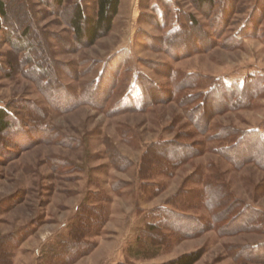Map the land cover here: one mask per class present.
<instances>
[{
	"label": "rangeland",
	"instance_id": "rangeland-1",
	"mask_svg": "<svg viewBox=\"0 0 264 264\" xmlns=\"http://www.w3.org/2000/svg\"><path fill=\"white\" fill-rule=\"evenodd\" d=\"M7 1L0 106L15 119L0 134V264H169L194 252L196 264H264V169L216 151L252 140L247 132L264 140V0H216L213 7L121 0L113 30L93 46L77 43L68 25L80 0L63 8L52 0ZM82 3L94 12L95 0ZM26 26L31 65L7 35ZM35 63L45 75L28 73ZM175 73L197 77L191 88L183 84L184 98L174 97ZM255 75L261 92L249 90L245 103L224 95L209 102L205 125L201 94L221 82L243 88ZM142 77L153 102L120 109L139 105ZM221 129L233 132L232 141L207 140ZM183 150L190 159L173 168ZM213 191L221 212L205 197ZM88 211L102 214L100 226L85 222L90 232L79 237L92 250L59 261L60 242L72 228L77 233ZM257 246L262 261L249 259Z\"/></svg>",
	"mask_w": 264,
	"mask_h": 264
},
{
	"label": "trees",
	"instance_id": "trees-1",
	"mask_svg": "<svg viewBox=\"0 0 264 264\" xmlns=\"http://www.w3.org/2000/svg\"><path fill=\"white\" fill-rule=\"evenodd\" d=\"M52 1L56 7L63 8L66 5V2L68 0H52ZM199 2L201 6L209 4L213 7L216 4V0H199ZM120 4H121V0H95V5H96L95 10L93 13L89 14L87 13L86 8L84 7L82 3V0L78 1L73 6V13L68 23L70 28L73 30L74 40L83 46L84 45H87V46L95 45L100 38H102L106 34H109L113 30L114 20L119 13ZM8 7H9V3L7 0H0V31H5V29L7 28V27L5 28L4 26H6V22L10 15ZM190 23L194 27L199 26V22L195 18H191ZM30 32H31V28L29 26H26L23 29V31L19 33V35H17L15 31L7 33L13 52H15L17 56L19 54L20 55L25 54V58L22 62L26 61L27 65H29L30 63L33 64L32 58L34 54V46L29 41ZM0 69H2L1 61H0ZM28 71H29L28 72L29 74L33 73L35 76H39V74H43V75L46 74V72L41 69L40 64L38 63H35V65H33ZM178 76L180 75H177V73L172 75V78L173 79L178 78L179 83L181 84V86L180 84H178L176 91H174V97L184 98V96L181 95L183 91V88H182L183 84L189 83L191 86L187 85L186 87L191 88L194 83H197L198 80H197V77H194V79H191V80L189 79L183 80V78H180ZM141 80L142 82H140V80L138 79V83L142 89L141 97L139 98L140 100L139 105L135 106V104L134 105L124 104V106H121L120 109L123 108V110L129 109L131 111H134V110L141 111L145 109L147 104H150V102H153L149 99L150 92L147 89H145V85L143 83V77L141 78ZM250 80H251L250 83L248 82V80L247 82H245L243 88L242 87L240 88L238 86L236 88L227 89L225 87H221V86H225L221 82L219 84L220 86H217L218 88L214 90L212 89V91H210L209 93H204V94L202 93L201 94L202 97L206 98L205 102L203 101V104L201 105L202 106L201 109L203 110L202 115L204 116L203 120H204L205 125L210 127V119L212 116V112L210 111L211 109H209V102L212 104H216V105L220 104L223 99L222 97L224 95V96H227L233 102L236 101V98H237V101L238 99H240L237 103H245L248 100V98H250L247 95V92L249 90L250 91L253 90L252 92L254 91L261 92L262 90L261 85L263 83V79L261 78V76H258V77L257 75H255L254 77L251 76ZM252 84H255L258 86H256L255 88L254 86H252V88H250ZM113 87H114V84L112 85L111 88ZM201 95H197V96L201 97ZM187 97L188 96H186V98ZM191 98L192 96H190V99ZM231 105L233 104L231 103ZM190 115L194 116V118L197 117V115L195 116L194 111H190ZM11 117L15 119V117L12 114V111H10L8 107L0 106V134H5L11 129L12 127ZM232 133L233 132L231 131H225L221 129L220 134L218 135V138L217 137L207 138V140H209L210 142L219 141V140L230 142L232 141V139H230ZM243 136L249 137V139H252V140L249 141V140H245L244 138H239V140L236 141L234 145H227V146L221 145L218 147L219 149H216V151L217 150L220 151L218 153H221L223 156H226V157L230 156L231 154L239 156L240 159L239 161H234L235 164L236 162L247 163V162L253 161L254 163H257L259 166H261L264 169V140L262 138L263 137L262 134L259 132H247V133H244ZM256 144H258L259 146L262 145V148L261 147L259 148ZM246 146L247 148H249V149L246 148V150L249 151L247 155H245L246 153H244V151L242 152V150H240L241 147L245 148ZM189 152L188 151L184 152L183 150L181 151L182 154H180L179 156L174 155L176 162L171 163V164H176V165L173 168H177V167H180L181 165H184L191 157V153ZM242 153L243 155H241ZM220 192H223V189L221 187H220ZM213 195L214 196H212V192L211 193L206 192L205 194V197L208 198L207 200L208 204L212 202L211 203L212 210L211 209L210 210L214 212L215 210L216 212L223 211L224 208L221 209L219 206V199L221 198V196L216 191H213ZM101 216L102 214H98L96 212L94 213L93 211L85 212L83 214L84 218L81 220L80 224L78 223L76 227L77 233L74 232L73 228L70 230V235L66 238V240H63L62 242H60V246L63 248V250L61 248L59 252L56 251L55 257L60 256L59 259L60 258L61 259L59 261H62V262L70 261L73 263L74 261L78 260L85 254H87L89 251H91L93 248V245H90L87 242H81V239L79 237L82 238L83 235H86L87 233L90 232V228L88 224H85V222L88 223L93 220L94 222L92 224H94L95 226H100V224L102 223ZM254 217L255 216H252L251 219H253ZM95 222H98V223L95 224ZM250 223L257 226V224H255L256 223L255 220H250ZM157 227L159 226L150 225L151 230L153 229L155 230ZM259 251H260L259 246H257L254 252H251V254L248 255L250 257L249 259L254 260V261H262L263 259ZM200 257L201 255L198 252L197 253L194 252V253L183 255L173 260L169 264H196L199 261Z\"/></svg>",
	"mask_w": 264,
	"mask_h": 264
}]
</instances>
